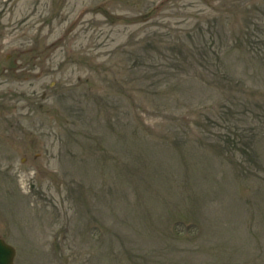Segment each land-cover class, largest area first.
<instances>
[{"label": "rangeland", "instance_id": "rangeland-1", "mask_svg": "<svg viewBox=\"0 0 264 264\" xmlns=\"http://www.w3.org/2000/svg\"><path fill=\"white\" fill-rule=\"evenodd\" d=\"M0 236L14 264H264V0H0Z\"/></svg>", "mask_w": 264, "mask_h": 264}, {"label": "water", "instance_id": "water-1", "mask_svg": "<svg viewBox=\"0 0 264 264\" xmlns=\"http://www.w3.org/2000/svg\"><path fill=\"white\" fill-rule=\"evenodd\" d=\"M13 249L0 239V264H12Z\"/></svg>", "mask_w": 264, "mask_h": 264}, {"label": "trees", "instance_id": "trees-1", "mask_svg": "<svg viewBox=\"0 0 264 264\" xmlns=\"http://www.w3.org/2000/svg\"><path fill=\"white\" fill-rule=\"evenodd\" d=\"M184 51L187 52V53H189V54L194 53V52H197V51L191 50V49H184Z\"/></svg>", "mask_w": 264, "mask_h": 264}]
</instances>
